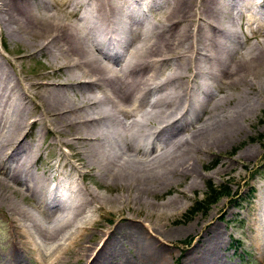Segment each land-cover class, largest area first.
<instances>
[{
    "label": "bare ground",
    "instance_id": "6f19581e",
    "mask_svg": "<svg viewBox=\"0 0 264 264\" xmlns=\"http://www.w3.org/2000/svg\"><path fill=\"white\" fill-rule=\"evenodd\" d=\"M0 32L25 55L46 56L58 78H24L0 59V205L15 237L6 264H23L31 253L45 263L75 254L77 264H102L125 242L136 250V232L118 230L158 225L154 215L173 209L203 178L196 170L203 154L240 137L264 95V0H0ZM88 85L97 92L81 90ZM210 99L232 106L209 108ZM236 108L239 119L230 122ZM52 146L56 156L34 174ZM96 175L112 194L90 189L84 179ZM170 191L177 199L151 203ZM106 207L120 213V228L99 229L95 218ZM254 225L264 228V216ZM201 228L206 235L183 264H217L218 234L211 223ZM92 229L97 242L86 246Z\"/></svg>",
    "mask_w": 264,
    "mask_h": 264
},
{
    "label": "rangeland",
    "instance_id": "374dc122",
    "mask_svg": "<svg viewBox=\"0 0 264 264\" xmlns=\"http://www.w3.org/2000/svg\"><path fill=\"white\" fill-rule=\"evenodd\" d=\"M9 39L0 32V59L13 63V67H7L10 72L14 70L24 78H39L41 76L44 80L46 77L57 76L46 67L45 62L48 61L46 56L38 53L25 55L27 52L23 46L13 44L11 40L10 43ZM240 42L244 44L242 35ZM6 65L9 64L6 63ZM50 78L52 81L58 82V78ZM57 82L54 83L55 86L58 84ZM159 87L160 85L151 87V93L157 95ZM171 87L172 85L165 92H170ZM89 88L97 92V89L92 85L83 87L81 90L85 92ZM72 89L75 87H71L69 90ZM72 92L74 91H70L71 94H73ZM262 97L263 99H256L252 111L249 112V118L246 116L247 120L240 125L243 130L240 137L227 146L222 144L224 147L222 146L219 150L213 149L214 151H210L209 155L203 154L204 157L196 164V170L203 178L194 181L191 184L193 189L185 190L183 197H178V203L173 209L160 210L158 216L154 215L152 219L154 222L158 220V225L147 229L137 223L128 225L132 226V229L126 226L118 230L119 233L126 234L135 231L138 235L135 242L138 251L136 261L130 259V255L136 250L128 241L123 247L119 245L117 252L111 251L115 260H110L109 256L108 259H103L102 264H117L125 260H129L130 264H183L186 254L195 245H200L201 240L204 239L206 232L201 226L206 222L211 223L212 230L218 234V240L215 243L218 247L216 256L214 252L217 264H264V249L257 252L255 248L256 245H264V228L254 225L259 218L264 216V207L261 203L264 191V95ZM210 100L215 101L209 108L221 101H224L225 105L229 107L232 106L229 99ZM235 110V113L229 115L230 122L239 119L236 116L239 109ZM152 118L159 121L155 126H160L159 124L163 122L155 115ZM198 118L200 119V116L190 121L191 123L185 121L186 124L189 123V130L182 132L181 136H187L195 129L199 124ZM121 121L125 123L123 116ZM174 136L169 133L163 135V138L167 139L166 144L176 141ZM46 140L48 141L49 138ZM156 146L161 148L162 145L156 144ZM42 152L41 160L32 167L34 174L45 169L47 160L56 156L53 146L43 149ZM65 154H67L66 151ZM238 158L240 159L237 160ZM84 180L90 189L96 192L95 194H99L101 197L112 194V188L107 187L108 182L105 180L103 182L100 176L86 177ZM181 187V185L177 186L179 190H183ZM213 191L216 194L212 193ZM221 193H228V196L221 195ZM58 194L60 195V192ZM170 199H177V195L171 191L156 193L154 197H151V203L160 206ZM146 206L144 205L145 208L142 209H146ZM111 207L115 208L114 205ZM112 208L106 207L105 212L103 211L102 215L95 218L100 224L101 231L116 230L122 225L123 221L117 220L120 213L115 212ZM5 209L0 205V264H6L2 257L8 253L9 246H11L13 238L15 239L7 226ZM58 212H60L59 209L54 213ZM123 216H129V212H124ZM141 217L135 219L140 221ZM97 231L98 229L87 231L88 233L82 240L86 246L97 242ZM38 245L41 246L39 243L36 246ZM46 251L48 252V249ZM31 255L32 253L22 256L23 264L57 263L53 260L45 263ZM69 257L70 261L66 263L63 260L60 264H77L75 254H70Z\"/></svg>",
    "mask_w": 264,
    "mask_h": 264
},
{
    "label": "trees",
    "instance_id": "16d2710c",
    "mask_svg": "<svg viewBox=\"0 0 264 264\" xmlns=\"http://www.w3.org/2000/svg\"><path fill=\"white\" fill-rule=\"evenodd\" d=\"M212 193L216 194L215 191H213ZM221 195H225V196H228V193H221Z\"/></svg>",
    "mask_w": 264,
    "mask_h": 264
}]
</instances>
